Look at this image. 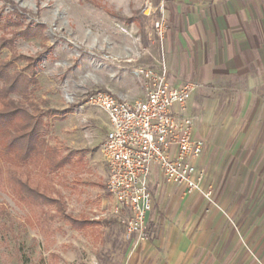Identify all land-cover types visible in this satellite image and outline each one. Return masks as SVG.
<instances>
[{"label":"rangeland","instance_id":"rangeland-1","mask_svg":"<svg viewBox=\"0 0 264 264\" xmlns=\"http://www.w3.org/2000/svg\"><path fill=\"white\" fill-rule=\"evenodd\" d=\"M159 2L0 0L3 20L11 16L23 21L21 27L5 30L18 32L28 23L45 26L41 33L14 38L2 47L0 54L6 59L15 57L14 66L18 69L29 63L24 57L37 58L35 76L39 82L30 99L47 114L48 144L61 154H72L75 161L44 176L34 171L37 179L46 180L48 190L60 198L66 213L95 218L87 228L75 230L61 215L56 216L55 207L48 206V214L55 216L39 223L10 193L3 167L0 264H120V241L124 234L121 217L125 218L127 212L122 210L123 215L111 212L106 189L107 163L96 144L103 136L106 115L98 108L82 109L80 104L88 93L111 83H132L130 68L150 65L154 58H159L154 30L156 15L144 13L149 4L156 6ZM11 32L0 31V35L11 38ZM146 35L155 42L149 41L148 48L143 47ZM90 113L94 116L91 119L87 117ZM258 154L260 157L257 156L253 167L239 166L234 162L238 160L236 157L230 166L223 168L214 188L223 221L243 226L242 239L258 242L257 247L250 245L249 251L261 261L264 258V153ZM241 155L242 159L251 160L256 152L242 151ZM19 172L23 177L27 174L26 168ZM101 213L104 215L98 217Z\"/></svg>","mask_w":264,"mask_h":264},{"label":"crops","instance_id":"crops-1","mask_svg":"<svg viewBox=\"0 0 264 264\" xmlns=\"http://www.w3.org/2000/svg\"><path fill=\"white\" fill-rule=\"evenodd\" d=\"M166 16L164 38H157L159 58L145 65L158 69L164 57L171 84L198 82L187 110L194 120V135L207 140L199 165L207 172L206 183L215 187L223 168L234 159L239 166L253 167L258 152L264 153V0H166ZM132 76V83L115 82L97 90H109L118 98L144 97L142 84ZM105 115L103 136L96 142L101 153L110 126ZM242 151L256 155L242 159ZM108 173L106 164V183ZM149 188L153 208L147 215L148 234L129 239L124 224L120 264H264V258L258 261L249 251L258 242L242 239L243 226L223 221V214L201 193L187 194L167 182L159 166L152 169ZM108 199L111 205L109 193ZM71 216L88 222L74 225L75 230L95 220Z\"/></svg>","mask_w":264,"mask_h":264},{"label":"built area","instance_id":"built-area-1","mask_svg":"<svg viewBox=\"0 0 264 264\" xmlns=\"http://www.w3.org/2000/svg\"><path fill=\"white\" fill-rule=\"evenodd\" d=\"M144 13L156 15L155 35L163 40L166 0L156 6L149 4ZM130 72L142 84L144 97L118 98L109 90H95L80 107L98 108L108 115L110 126L101 151L109 169L106 188L111 210L119 215L127 210L125 235L141 239L148 234L147 215L153 208L149 181L154 166L160 167L167 182L182 187L185 193L199 192L211 205L219 208V204L213 184L206 183V170L199 165L206 142L194 135V120L187 110L198 82L171 84L164 57L158 69L139 65Z\"/></svg>","mask_w":264,"mask_h":264},{"label":"trees","instance_id":"trees-1","mask_svg":"<svg viewBox=\"0 0 264 264\" xmlns=\"http://www.w3.org/2000/svg\"><path fill=\"white\" fill-rule=\"evenodd\" d=\"M22 25L23 21L17 18L9 16L3 20L0 16V31L5 34L11 32L10 27ZM44 27L43 24L28 23L22 30L11 32V38L1 34L0 51L12 43L14 38L41 33ZM141 28H144L143 24ZM148 45L146 35L143 47ZM24 58L29 63L25 68L18 69L14 66L15 57L6 59L0 54V175L5 167L4 180L10 193L32 212L39 223H46L47 219L55 216L48 214L47 210L48 206H53L56 216L61 215L72 226L82 227L88 222L75 220L67 214L60 198L48 190L46 180L37 179V172H34L38 171L43 176L54 173L71 160L72 154H61L48 144L46 134L50 126L45 120L47 114L30 99L39 82L35 76L37 58ZM25 168L27 174L23 177L19 170Z\"/></svg>","mask_w":264,"mask_h":264}]
</instances>
